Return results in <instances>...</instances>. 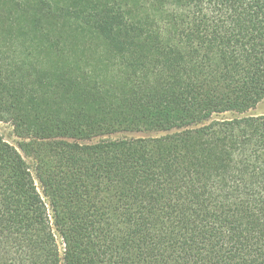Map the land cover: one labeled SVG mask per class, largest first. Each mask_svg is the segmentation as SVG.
<instances>
[{
  "label": "trees",
  "instance_id": "16d2710c",
  "mask_svg": "<svg viewBox=\"0 0 264 264\" xmlns=\"http://www.w3.org/2000/svg\"><path fill=\"white\" fill-rule=\"evenodd\" d=\"M263 98L264 0H0V264H264Z\"/></svg>",
  "mask_w": 264,
  "mask_h": 264
},
{
  "label": "rangeland",
  "instance_id": "374dc122",
  "mask_svg": "<svg viewBox=\"0 0 264 264\" xmlns=\"http://www.w3.org/2000/svg\"><path fill=\"white\" fill-rule=\"evenodd\" d=\"M254 113L262 114L264 113V98L263 100L258 104V106L253 110ZM164 132H158V131H145V130H124V129H117L112 132H101L100 134H95L91 136L89 139L80 140V142L84 143H91L96 142L103 138H131V137H139V136H155V135H161ZM0 135L10 144L17 147L19 138L15 136L13 133V128L10 125V123L0 120ZM23 154V152L21 151ZM24 158L28 165L33 168V161L31 157L24 155ZM60 246L62 248L63 244L61 243V240L59 239Z\"/></svg>",
  "mask_w": 264,
  "mask_h": 264
}]
</instances>
